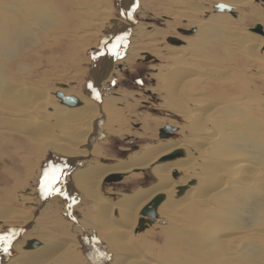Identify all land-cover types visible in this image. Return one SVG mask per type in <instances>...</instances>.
<instances>
[{
  "label": "rangeland",
  "instance_id": "374dc122",
  "mask_svg": "<svg viewBox=\"0 0 264 264\" xmlns=\"http://www.w3.org/2000/svg\"><path fill=\"white\" fill-rule=\"evenodd\" d=\"M1 1L3 4L9 6L17 4L19 0ZM42 1L43 0L40 2V0H38V4L47 5L45 9H50L51 15H56L54 10L57 11V9L60 8V15L57 16L59 17V22L55 21L53 24H45L44 26L41 25L38 29L35 28L39 33L34 32L29 38L21 39L20 44L22 45H19L18 43L15 44L13 46L15 49L12 50L14 51L12 57H10L11 55L7 50L4 52L8 54H0V70L6 66L10 76L11 73L14 74L15 71H19L17 68L22 67V64H24L25 69L20 75L15 74V77L12 76L9 78L14 82L17 80L19 81V78H21L20 80L22 81H25L26 79L31 83L34 82L33 84L41 88L45 87L44 89H49L55 99L57 98L56 102L58 104H64L61 103L60 99L54 94L57 90L63 92L62 90H59L60 87L69 88L68 92H63L65 94L91 96L86 91V83L88 77L91 75V69L94 64L93 53L100 40L105 36L106 31L110 34L111 31L118 30L116 28L121 26L118 25L116 27V24H112L115 23L112 22V20L117 18L128 21L127 17L122 14V3L119 5V0L118 3L117 0H47L50 3H47L45 0V2L43 1L44 3ZM134 1V9H131L133 12L131 17L134 22L133 20L130 22L131 25L129 26V32L124 36L123 41L117 43L111 67L107 64L108 68L105 71L106 73L101 72L99 77V90L101 97L102 95L104 96L103 98L109 96L114 97L115 107H113V111L110 110L106 117L102 112V122L107 118L105 122L106 124L109 123L110 127L113 128V131L106 133L104 129L97 128V132H95L97 134H93L90 142L85 141L82 145L84 146L83 148L88 151L95 150L96 157L92 158L88 155L84 158L80 157L81 160L78 161H80L81 164H79V166L86 164L89 160L93 159L110 163L115 159L129 158L134 154V151L136 152V150L140 149V147L145 144L157 142L158 128L164 124H171L176 127V129L171 132L172 136L167 137L169 139H174L175 141L185 137V133L192 130L188 123V119L184 114L177 112L175 109L169 110L163 107L161 102L168 103V101L163 95V90L159 89V87L162 86V82L156 75L159 70L165 72L166 69L174 63L175 57L179 56L176 52L178 48H187L188 50L191 47L190 50L195 49V53H197L189 55V57L191 56L190 58L188 57L189 60L198 61L195 63L199 64L200 67L211 66L210 69L213 70L214 75H209L205 78L203 77L194 83L191 81L189 85H187L190 90L198 91L195 97L199 95L201 98L205 99L203 101H216L217 104L220 102L223 104L229 103L230 110L226 111L223 115L225 120L228 118V121H226L231 124L233 123V127L242 126V132H246L251 139L254 140L255 138H261L264 140V45L258 50L255 48L247 49L244 45L246 42L242 39L241 48L239 45H235L236 41L233 40L232 35L228 34L229 32H234V29H237L238 32H244L248 29L252 33H257L250 30V27L257 22L262 24V29L264 31V1L252 0L249 6H233L235 12L232 14L228 11H214L212 6L218 0H203L206 7V12L202 14L203 18H209L215 24H219L217 29L223 36L218 39H213V37L204 38L202 39V42L197 41L196 36H194L197 28L190 34L182 33L179 30L180 27H192L190 23H187L186 19L187 16L193 17L195 14L193 15L187 10H180L182 8L179 9V7L174 6L172 2L170 3L171 5H169L168 3L170 0ZM55 6H57V8ZM52 8H54V10ZM131 11L130 14L132 13ZM218 16L227 19H218ZM55 23L60 24L61 31L59 30L56 33H52L54 34L52 37L58 38V43L54 47L53 41L51 40L52 37L48 33H44V35L41 34L39 30L44 28L47 31H51L52 26L55 25ZM138 25H141L144 30H153V28L156 27L154 33L151 34L154 47L147 46V40H145V37L140 38L139 36L141 35L138 36ZM219 27L221 29H219ZM32 31H34V28ZM258 35L263 36L264 33ZM171 36L178 37L179 40L172 42L169 40ZM59 41L61 44H59ZM113 42L115 43L114 40ZM178 42L180 44H178ZM60 45L65 46L66 48ZM24 48L25 52L22 51ZM139 48L151 51L152 55L150 54L151 52L143 55L146 51H138L137 54H135V50ZM251 49L257 50L256 53L259 54L257 56L259 59L253 60V58L249 57L252 56L250 55V51H252ZM28 50L31 52L34 51L33 56H25V54L28 53ZM17 54L19 56H17ZM35 57L40 58V60L36 61L37 63L33 65V62L36 60ZM210 60L211 62H209ZM191 64L192 62H190L189 65ZM30 67H32V69ZM25 70L26 72H31V76L23 77ZM237 86L239 88H237ZM207 95H210V97H207ZM91 97L94 98L93 96ZM220 98L222 100L224 98L226 99H224L223 102ZM229 98L234 99L230 100ZM20 100L23 102L21 98ZM14 102L17 103L11 95L0 96V121L4 122L3 124L0 122V206L13 207L20 213H32L36 216V219H34V217L33 219L26 220L24 223L26 218L20 215L18 217L4 218L2 219L3 222L0 221V235L11 236V244L7 251L0 246V264H5L7 258L11 255L13 256L16 252L13 244L16 240L20 239L22 235V231L17 235H12L14 228L17 226H25V228L23 227L25 232L30 228L33 232V236L37 239L40 237L43 239V237L46 236L60 235L59 237H61L64 234L66 235L65 237L67 240L70 239L71 244H69L70 249L68 248V251L70 250L71 253L70 251H66L63 254L64 260L61 258L57 262L50 261L43 264H107L111 259V254L117 250L103 239L98 227L93 224L94 216L91 211L93 200L78 192L76 190L77 186L74 182L72 186L74 188L76 187V191L72 188L73 190H71L69 196L70 205L66 206L67 200L63 198V192L59 191V182H57L58 180L62 181L61 176L65 171L57 175L58 180L53 187V190L56 191L58 189L61 195L57 196L55 194L56 197L54 195L48 196L40 208H38L39 206L35 207L32 205L35 201L38 205V191L43 190L42 180L44 174L46 171H52L53 168H51V164H53V162H58L60 155L55 154V151L51 152L50 148L42 151L43 149L41 148L38 139H36L37 142L30 132V127L28 131L26 128L27 126L24 123L26 120L30 119L29 116L22 118L23 115H19V117H17V120L19 121L18 123L16 118L7 117L6 110H8L9 106L13 107V110L15 106ZM5 106H8L7 109L4 108ZM235 106L237 108L234 110L233 107ZM26 107L28 106L26 105ZM231 108L233 111H231ZM47 109L48 108H46V110ZM49 109L51 110V108ZM49 109L47 111H49ZM36 113L38 114L37 111ZM116 113H119L120 116L118 115V118L116 117L114 119L113 116H115ZM108 116L110 117L108 118ZM19 118L23 120L21 121ZM43 118L45 119L46 116ZM54 123L56 122L51 118L50 124ZM228 128L226 127L224 131L229 132ZM216 130L219 131L218 129ZM220 130L222 131V129ZM33 140H35V142ZM35 143H38V145H35ZM246 143L247 140L243 141L242 146ZM32 145H35L37 148ZM245 147L250 149L251 146L245 145ZM37 151L40 152L37 153ZM36 155L38 157H36ZM83 159L89 160L85 161ZM261 170L264 171V169ZM128 174L129 175L124 174V177L120 181L103 183L101 189L105 196L114 200L118 193L130 192L144 185L143 182L146 179V174L143 169H135ZM66 177L67 175L64 177L65 179L63 178L64 182L71 181L69 177ZM149 182L151 181H148V183ZM55 187L56 189H54ZM62 188H60V190H63ZM47 189L50 188L47 187ZM4 192L6 194H4ZM26 197H28L27 199L31 197V199L26 200ZM48 206L51 207L49 208ZM261 212L264 214V209ZM261 212H259L260 217L263 215H261ZM54 214H57L65 226H62L60 230L58 229V226L56 229L51 228L52 222L51 224L47 222L50 219H56L57 221V216ZM138 216H140V214H138ZM221 218L222 217L219 219L215 218L210 221L205 218L203 221L201 219L200 221L197 220L196 238L200 242L198 244L204 243L205 240L211 241L210 231L212 230L214 236L217 238H224L231 235V233L233 234L242 229L235 225L223 222ZM56 221L54 220L53 222ZM262 221L264 222V220ZM23 223L24 225H19ZM198 223H200V225ZM208 223L211 225H208ZM165 224L166 219L157 215L155 220L148 227L135 234L133 233V238L137 244L141 245V251L143 254H149V257L152 259L154 258L153 260H160L162 263H169L170 261H164L165 257H169L171 254L175 253L187 256L186 252L189 249L183 248V245L180 243L177 244L175 239H172V244H175L174 247H171L169 244L167 246L166 241L163 239L165 236ZM222 224L227 226L224 227ZM248 225H253V223ZM63 227L64 229H62ZM42 228H45L46 230H40ZM253 237L247 238L244 242H249L248 245L255 244L254 251L251 247V250L254 252L253 257L256 259L253 261V264H264V239L259 237L255 239V237ZM196 238L193 240H196ZM201 240L204 241L201 242ZM216 240L217 239H215V241ZM163 244H166L165 247ZM176 246L178 248H176ZM24 247L26 248V245H24ZM32 247L33 246H28L27 248ZM169 247L171 249H169L170 252L172 251L171 254L168 251ZM217 247L218 246H213V248H209L210 253L215 250L214 253L216 254L211 253L213 256L220 254L219 249H216ZM184 249L185 251H183ZM165 250L167 251L165 252ZM219 256H221L219 260L220 264H242L238 256H230L227 258L222 255ZM199 257H201V259H197L190 264H204L203 261L205 260L203 257L205 256L199 255Z\"/></svg>",
  "mask_w": 264,
  "mask_h": 264
},
{
  "label": "bare ground",
  "instance_id": "6f19581e",
  "mask_svg": "<svg viewBox=\"0 0 264 264\" xmlns=\"http://www.w3.org/2000/svg\"><path fill=\"white\" fill-rule=\"evenodd\" d=\"M218 1L230 3L234 7L249 6L252 2V0ZM171 2L174 6L179 7V9L182 8L180 10H187L193 15L195 14L193 17L187 16L186 20L187 23H190L192 26L197 28L196 33H194L197 41L202 42V39L208 37L218 39L223 36L217 29L219 24H215L209 18H203L202 14L206 12L203 0H170L168 4L171 5ZM47 3L50 2L47 1ZM120 3L123 5L121 6L123 12L122 14L127 17V20L129 21L130 19H128V15L133 8L135 1L121 0ZM46 7L47 5L38 4V0H19L17 4L9 6L3 4L0 0V41L3 40L0 42V54L5 53L4 51L7 50L11 55L10 57H12V53L14 52L12 50L15 49L13 46L17 43L22 45L20 44L21 39L29 38V36L34 32L39 33L36 29L40 28L41 25H49L58 21L59 17L57 16L60 15V8H58L57 11L52 8L54 13L56 12V15H51L50 9H45ZM55 7L57 8V6ZM234 7L232 8L233 11ZM217 18L222 20L227 19L219 16ZM128 21L116 18L115 20H112V22H115L112 24H116V27L121 25L116 28L120 29L126 24L132 22ZM60 27V24L55 23V25L52 26L51 31H47L44 28L39 31L43 35L44 33H48L52 37L54 35L52 33L59 31L61 29ZM33 28L34 31H32ZM129 29L130 28H128V30ZM219 29L221 28L219 27ZM155 30L156 27L153 28V30H144L141 25H138L137 34L138 36L141 35L139 36L140 38L145 37V40H147V46L154 47L151 34L154 33ZM233 31L234 32H229L228 34L232 35L233 40L236 41V46L239 45L242 48V39L245 40L246 43L244 45L247 49L255 48L258 50L262 45H264V35H258L260 33H252L248 29L244 32H238L237 29H234ZM124 36L125 35L122 37L124 38ZM174 38L179 40L178 37L174 36ZM116 39L117 38H112L111 36L98 53L97 67L95 69V73H92L90 77V82L87 88L90 95L94 98L87 95L76 96L80 100V103L77 105H69L66 103L58 104L56 102L57 98L55 99L49 89H44L45 87L41 88L33 84L34 82L31 83L26 79L25 81H22L20 80L21 78H19V81H16V79V82L12 81L9 77H15V74L20 75L25 69L24 64H22V67L17 68L19 71H15L14 74L11 73L10 76L6 66L0 70V96L11 95L12 98L17 101V103L14 102L15 106L13 110V107L8 105L9 108L6 110L7 117L16 118V120L19 115H23L22 118L28 116L30 117V119L26 120V122H23L27 126L26 128L28 131L30 127V132L33 137H35L34 139H38L39 144L43 149L42 151L50 148L51 152L55 151V154L60 155L58 162H53V164H51V168L58 171H56V175L63 173L70 167L71 158H84L87 155L92 158L96 157L95 150L88 151L83 148L84 146L82 145L85 141H87V138L92 131L94 122L102 114V112L106 117L109 111H113V107H115L114 97L112 96L103 98L104 96L102 95L101 101L98 103L96 100L97 89L95 87V81L100 77L101 72L106 73L105 71L108 68L107 64H109L108 62L110 61L109 59L112 54L113 40L116 41ZM51 40L54 44L52 45L55 47L58 43V38L52 37ZM61 40L64 41L63 39ZM59 44H61L60 41ZM178 44L180 43L178 42ZM27 47L29 48L28 45ZM25 48L22 51L25 52ZM190 49L187 50V48H178L176 52L179 56L175 57L174 63L171 64L165 72L159 70L156 73L158 79L162 82V86L159 87V89L163 90V95L168 101V103L161 102L163 107L169 110L175 109L177 112L184 114L188 119V123L190 124L192 130L186 132L185 137L175 141L174 139L167 138L172 136V133L166 137H159L157 134V142L145 144L140 147V149L136 150V152L134 151V154H132L129 158L115 159L110 163H105L96 159H83L85 161L89 160V162L77 168L72 167V170L70 169L66 178L69 177L71 181L64 182L62 177L61 182L59 180L57 181L59 182L58 186L60 188L63 187V190H60L59 188V191L63 192L61 193L64 199L69 200L71 190H75L76 187L74 188L72 186L74 182L77 186L76 190L78 192L93 200V204L91 205L92 215L94 216L93 224L98 227L103 239L117 250L111 254V259L107 264H190L197 259H201L199 255L205 256L203 257L205 260L203 261L204 264H220L219 260L221 256L219 255H222L225 258L238 256L242 264H253V261L256 260L253 257L255 244L248 245L249 242L244 241L253 236L255 239L258 237L264 239V222L262 221L264 220V214L261 212L264 209V171L261 170L264 169V142H262L264 140L261 138H255L254 140L251 139L246 132H242V126L233 127V123L231 124L227 122L228 118L226 119L227 121L225 120L223 115L226 111L230 110L229 103L223 104L220 102L217 104L216 101H203L205 99L201 98L199 95L195 97L198 91L190 90L187 85H189L191 81L194 83L203 77L205 78L209 75H214V73L213 70L210 69L211 66L200 67L199 64L195 63L198 61L189 60L191 57H189V55L197 53H195V49H193L194 51ZM251 50L250 55L252 56L249 57L253 58V60L259 59L257 57L259 54L256 53L257 50ZM135 51V54H137L138 51H146L145 53L151 52L147 49L140 48ZM33 52L28 50V53L25 54V56H33ZM145 53L143 55H145ZM150 54L152 55V52ZM17 56L19 55L17 54ZM38 60H40V58H36L33 65L37 63L36 61ZM190 62H192L191 65H189ZM209 62H211V60ZM30 68L32 69V67ZM29 76H31V72H26L25 70L23 77ZM237 88L239 87L237 86ZM59 90L68 92L69 88L60 87ZM207 97H210V95H207ZM220 100L223 101L221 98ZM26 105L28 107H26ZM8 106H5L4 108L7 109ZM46 108H51V110L49 109V111H47L48 109L46 110ZM235 108L237 107H233L234 110ZM231 111H233L232 108ZM118 115L119 113H116V115L113 116L114 119L116 117L118 118ZM44 116H46L45 119L43 118ZM109 117L110 116H108V118ZM51 118L56 123L50 124ZM106 119L107 118H105V121ZM105 121L101 122L98 127L104 129L106 133H110L113 131V128L110 127L109 123L106 124ZM0 122L2 124L4 123L3 121ZM18 122L19 121L17 120V123ZM224 127H229V132H225ZM219 128L222 129V131ZM96 134L97 133L94 132V135ZM35 140L33 141L35 142ZM245 140H247L245 145L251 146L250 149L245 147V145L242 146V142ZM35 145H38V143H35ZM35 145L32 146L36 147ZM176 148H181L183 150V155L160 162L157 161L160 156L165 155ZM39 152L37 151V153ZM36 157L38 156L36 155ZM135 169H147L154 179L148 184H144L130 192L118 193L116 199L114 200L105 196L101 189L104 183V176L112 172H122L129 175L128 173ZM173 170L178 171V175L176 177L172 176ZM51 172L52 171L49 173ZM191 177L196 179L195 183L188 185L181 193L177 194L178 187L186 184ZM55 185L56 184H54V186ZM54 189H56V187ZM56 191H58V189ZM4 194L6 193L4 192ZM158 194H163V198L156 206L155 213L166 219V224L164 226V241H166L167 246L169 244L171 247H174L175 244H172V239H175L177 244L180 243L183 245H181L183 248L189 249L186 252V256L179 253L171 254L172 251L170 252L171 249L169 247L168 251L171 255L169 257H165L164 260H167L168 262L170 261L169 263H162L160 260H153L154 258L152 259L149 257V254H143L141 251V245L137 244L133 238V235L137 233L135 228L140 217L138 216L140 209ZM27 198L28 197H26V200L31 199V197H29V199ZM32 205L35 207L38 206L36 201ZM48 207L50 208L51 206ZM259 212H261V215L263 214L262 217L259 216ZM20 215L26 218L24 223L26 220L33 219L34 217V219H36V216L32 213H20L13 207L0 206V221L2 222V219L4 218L18 217ZM54 215L57 216V214ZM220 217H222L221 220L223 222L235 225L236 227H240L242 229L238 230V232H234L233 234L231 233V235L227 234L228 236L226 235L227 237L224 238H217L214 236L212 230L210 231L211 241L205 240V238V241L201 240V242L204 241V243L198 244L200 242L196 238L197 220L200 221L201 219L203 221L205 218L210 221L215 218L219 219ZM54 220L56 221V219H50L47 222H49V224L52 222L51 228L56 229L58 226V229L60 230V228L64 226L62 220L58 216L57 221L53 222ZM24 223L19 225H24ZM200 223L198 224L200 225ZM251 223H253V225H248ZM149 225L150 224H148L147 227ZM208 225L211 224L208 223ZM222 226H224V224H222ZM64 227L62 229H64ZM24 230L25 229H23V231ZM40 230L46 229L42 228ZM23 231L21 238L16 240L13 244L16 249L15 254L13 256H9L5 261V264H43L50 261L57 262L61 258L64 260L63 254L68 251L69 244H71L70 239L67 240L65 234L61 237H59L60 235L46 236L43 237V239L41 237L37 239L33 236V232L30 228L26 232ZM33 238L38 241V243L35 246L31 245L33 246L32 248H27L28 245L25 248L24 245L26 240ZM194 238H196V240H193ZM215 239L217 240L215 241ZM163 245L165 247L166 244ZM213 246H218L216 249H219L220 254L217 253L218 255L213 256V254H216L214 253L215 250L211 252L213 254L209 252V248H213ZM251 247L253 251L251 250ZM176 248L178 247L176 246ZM185 249L183 251H185ZM166 251L167 250H165V252Z\"/></svg>",
  "mask_w": 264,
  "mask_h": 264
},
{
  "label": "water",
  "instance_id": "95a60500",
  "mask_svg": "<svg viewBox=\"0 0 264 264\" xmlns=\"http://www.w3.org/2000/svg\"><path fill=\"white\" fill-rule=\"evenodd\" d=\"M264 1V0H262ZM120 5V4H119ZM212 8L214 9V11H223V10H226L232 14H234L235 11H233V5L230 4V3H226V2H223V1H217L216 3L213 4ZM134 9V8H133ZM132 12V11H131ZM133 13V12H132ZM132 13L130 14L129 12V15H128V19H130L129 21H132L133 18L131 17L132 16ZM131 25V23L129 24H126L125 26H123V28L121 29H118V30H121V31H118V30H115L113 31L112 33H108L107 31L105 32V36L100 40V42L98 43L94 53H93V60H94V64H93V67L91 69V75L92 73L95 72V69L97 67V57H98V53L100 52V49L102 48V46L106 43V41L112 36V38H117L115 43L113 44L112 46V54H111V58H110V61H109V66L111 67V63H112V60H113V57H114V54H115V50H116V47H114V45H117V43H119L122 39H123V35H127V33L129 32L128 28L129 26ZM196 27L195 26H192L190 28H182L180 27L179 30L182 32V33H185V34H190V33H193L195 31ZM250 30L254 31V32H257V33H264L263 29H262V24L257 22V23H254V25L252 27H250ZM118 38H122V39H119ZM169 40H171L172 42L173 41H178V39L174 38V37H170ZM145 54H148V53H145ZM91 75L88 77V80H87V83H86V91L88 92V84L90 82V77ZM99 78L95 81V87L97 89V95H96V100L98 101V103H100L101 101V93H100V90H99ZM89 93V92H88ZM57 97H59L61 103H66V104H69V105H77L80 103V100L75 96V95H67V94H63L61 91H55L54 93ZM90 94V93H89ZM102 117H103V114H101L97 119L96 121L94 122L93 124V128H92V131L91 133L89 134L88 136V140L90 142L94 132L97 131V128L98 126L100 125V123L102 122ZM176 127L171 125V124H164L163 126H160L158 128V136L159 137H166V136H169L171 134V132L173 130H175ZM89 144V143H88ZM183 155V150L181 148H176V149H173L172 151H170L169 153L165 154V155H162L160 156L157 161H164V160H168V159H172L174 157H179ZM77 159H80L79 157L77 158H71L70 161V167L64 172V174H62V178H64L66 175L69 174L70 172V169L72 170L76 167L79 166L80 161H78ZM81 160V159H80ZM77 161V162H76ZM144 173L146 174V179L144 180V184L148 183V181H152L154 178L150 175L149 171L147 169H143ZM178 175V171L177 170H173L172 171V176L173 177H176ZM124 177V173L122 172H112V173H109L107 174L106 176H104L103 178V182L104 183H112V182H116V181H120L122 178ZM196 179L191 177L186 184H183V185H180L177 189V194L181 193L188 185L190 184H193L195 183ZM43 186V185H42ZM43 190H40L38 191V196H39V200H38V208H40V206L43 204V202L48 198V196H50L52 193L56 194L58 196L59 194V191H55L53 190V188L50 189H47V187L43 186L42 187ZM55 196V195H54ZM56 197V196H55ZM115 197V196H113ZM70 198V197H69ZM163 198V194H158L156 196H154L147 204H145L139 211V214H140V217L138 219V223H137V226L135 228V230L138 232V231H142L144 230L148 224H151L157 214L155 213V209H156V206L158 205V203L162 200ZM66 206H69L70 205V199L67 200L66 202ZM69 208V207H68ZM25 228V226H17L16 228H14L13 232H12V235L14 234H18L20 231H23V229ZM38 243V241H36L34 238L33 239H28L26 240V243L25 245L27 246H31V245H36Z\"/></svg>",
  "mask_w": 264,
  "mask_h": 264
},
{
  "label": "snow or ice",
  "instance_id": "6c2138e0",
  "mask_svg": "<svg viewBox=\"0 0 264 264\" xmlns=\"http://www.w3.org/2000/svg\"><path fill=\"white\" fill-rule=\"evenodd\" d=\"M122 39V38H118ZM114 47H117V45H114ZM58 180V176L56 175V170L53 169L51 173L48 171L45 172L44 178L42 180V185L45 187H49L50 190ZM11 244V236L10 235H0V246L3 247L5 251H7L8 247Z\"/></svg>",
  "mask_w": 264,
  "mask_h": 264
},
{
  "label": "flooded vegetation",
  "instance_id": "af4514ba",
  "mask_svg": "<svg viewBox=\"0 0 264 264\" xmlns=\"http://www.w3.org/2000/svg\"><path fill=\"white\" fill-rule=\"evenodd\" d=\"M120 2H121V0H119V4H120ZM117 3H118V0H117ZM135 5V4H134ZM132 15H133V13H132ZM123 41V39L121 40V42ZM67 180V179H66ZM61 182V181H60ZM52 195H55L54 193H52ZM58 195H60V193L58 194ZM63 196V195H62Z\"/></svg>",
  "mask_w": 264,
  "mask_h": 264
},
{
  "label": "crops",
  "instance_id": "0c3cea01",
  "mask_svg": "<svg viewBox=\"0 0 264 264\" xmlns=\"http://www.w3.org/2000/svg\"><path fill=\"white\" fill-rule=\"evenodd\" d=\"M52 195V194H51Z\"/></svg>",
  "mask_w": 264,
  "mask_h": 264
}]
</instances>
